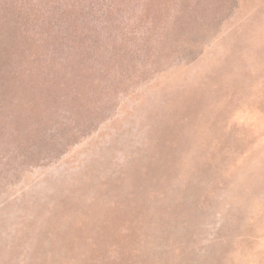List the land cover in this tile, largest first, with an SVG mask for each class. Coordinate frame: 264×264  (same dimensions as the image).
<instances>
[{"label": "rangeland", "instance_id": "rangeland-1", "mask_svg": "<svg viewBox=\"0 0 264 264\" xmlns=\"http://www.w3.org/2000/svg\"><path fill=\"white\" fill-rule=\"evenodd\" d=\"M0 264H264V0H0Z\"/></svg>", "mask_w": 264, "mask_h": 264}]
</instances>
